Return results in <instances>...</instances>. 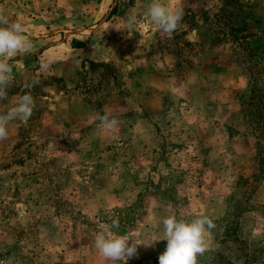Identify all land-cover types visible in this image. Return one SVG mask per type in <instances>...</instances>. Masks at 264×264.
<instances>
[{"label":"rangeland","instance_id":"obj_1","mask_svg":"<svg viewBox=\"0 0 264 264\" xmlns=\"http://www.w3.org/2000/svg\"><path fill=\"white\" fill-rule=\"evenodd\" d=\"M151 2L0 0L33 44L0 111L35 100L0 141V264H113L101 231L158 264L169 215L215 224L197 264H264V0H161L171 36Z\"/></svg>","mask_w":264,"mask_h":264},{"label":"clouds","instance_id":"obj_2","mask_svg":"<svg viewBox=\"0 0 264 264\" xmlns=\"http://www.w3.org/2000/svg\"><path fill=\"white\" fill-rule=\"evenodd\" d=\"M150 22L155 24L158 30L171 36L178 28L183 18V9L171 4L162 3L161 0H152L147 9ZM22 23L10 21L9 17L0 10V100L8 99V89L11 84L13 72L9 60L18 54H28L33 48L30 40L24 36ZM39 83L34 80L31 86ZM29 85L26 84L25 88ZM35 107V100L30 93L15 97L13 105L0 111V141L8 139L10 122L19 120L27 122ZM102 125L113 129L118 121L110 113L100 117ZM164 233L154 241H166L165 249L158 256V264H197V256L206 251L205 234L215 227V224L207 216H199L191 220L177 218L169 215L162 220ZM110 228H119V221L112 219ZM125 235H117L101 231L95 236V247L105 261L113 264L127 261L137 253V245L142 242L132 240ZM151 242V243H152Z\"/></svg>","mask_w":264,"mask_h":264},{"label":"trees","instance_id":"obj_3","mask_svg":"<svg viewBox=\"0 0 264 264\" xmlns=\"http://www.w3.org/2000/svg\"><path fill=\"white\" fill-rule=\"evenodd\" d=\"M72 46L73 47H82V46H84V42L83 41H72Z\"/></svg>","mask_w":264,"mask_h":264},{"label":"crops","instance_id":"obj_4","mask_svg":"<svg viewBox=\"0 0 264 264\" xmlns=\"http://www.w3.org/2000/svg\"><path fill=\"white\" fill-rule=\"evenodd\" d=\"M74 39H75L74 41H83L84 42L83 38H74ZM73 48L79 49V48H83V46L82 47H73Z\"/></svg>","mask_w":264,"mask_h":264}]
</instances>
